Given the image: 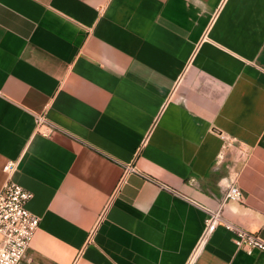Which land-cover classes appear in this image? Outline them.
Returning a JSON list of instances; mask_svg holds the SVG:
<instances>
[{"label":"crops","instance_id":"0c3cea01","mask_svg":"<svg viewBox=\"0 0 264 264\" xmlns=\"http://www.w3.org/2000/svg\"><path fill=\"white\" fill-rule=\"evenodd\" d=\"M9 180L40 218L21 264H264L200 243L234 184L223 218L264 241V0H0Z\"/></svg>","mask_w":264,"mask_h":264},{"label":"built area","instance_id":"2783aa9c","mask_svg":"<svg viewBox=\"0 0 264 264\" xmlns=\"http://www.w3.org/2000/svg\"><path fill=\"white\" fill-rule=\"evenodd\" d=\"M45 128L47 131H45ZM52 129L46 118H38L36 132L48 135ZM16 164L8 163L4 170L9 175ZM33 194L20 185L9 180L0 192V264H21L30 244L39 228L40 218L31 213L27 205ZM244 195L237 185H231L219 209L203 207L206 218L200 243H204L222 226L234 234V243L238 249L248 255L259 250L264 252V241L257 235L249 233L223 218L222 210L229 202L242 203Z\"/></svg>","mask_w":264,"mask_h":264}]
</instances>
